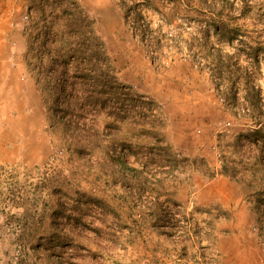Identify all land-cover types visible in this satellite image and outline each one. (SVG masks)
<instances>
[{
	"label": "rangeland",
	"instance_id": "1",
	"mask_svg": "<svg viewBox=\"0 0 264 264\" xmlns=\"http://www.w3.org/2000/svg\"><path fill=\"white\" fill-rule=\"evenodd\" d=\"M36 1L0 0V11L5 8L0 13L4 24L0 44L11 48L9 60L17 68L15 74L18 71L14 98L7 93L0 97V264H264L255 215L238 185L237 201L228 205L218 198L212 202L216 193L209 195L210 189L199 197L207 182L201 174L185 182L174 195L183 206L169 205L166 215L190 219L194 238L173 242L152 228L155 221L145 214L150 205L138 200L139 181L132 174L119 171L112 160L99 159L100 149L81 155L59 125H50L23 33L36 15ZM80 1L97 19L120 81L155 103L158 118L151 112L150 119L160 120V129L165 125L161 135L181 154L203 156L219 165L218 133L238 132L249 122L232 114L199 64L204 55L202 31L209 18L193 12L196 21L181 19L165 26L171 35L183 33V54L166 49L168 59L154 65L125 23L119 0ZM235 1L234 20L226 18L242 30L235 46H264V0ZM146 20L154 29L164 24L154 12H146ZM190 45L189 53L185 46ZM260 82L264 88V66ZM105 121L100 119L101 126ZM138 140L150 144L152 139ZM72 168L77 172L72 174ZM198 174L201 183H196ZM148 175L149 184L156 186L158 178ZM218 182L211 190L230 191L228 183ZM70 183L76 189L71 199ZM92 200L97 205L89 204ZM215 204L233 214L209 231L207 222L219 211L206 207Z\"/></svg>",
	"mask_w": 264,
	"mask_h": 264
},
{
	"label": "trees",
	"instance_id": "2",
	"mask_svg": "<svg viewBox=\"0 0 264 264\" xmlns=\"http://www.w3.org/2000/svg\"><path fill=\"white\" fill-rule=\"evenodd\" d=\"M118 3L125 11V23L154 65L168 59L166 49L183 54V33L171 35L164 30L165 26L172 27L181 19L190 23L195 20L193 12L209 18L204 28V55L199 64L210 74L216 92L232 114L249 123L238 132L218 133L219 165L203 156L181 154L161 135L165 125L160 129L162 122L154 119L158 118L155 103L120 81L107 43L98 33V21L83 3L37 0L36 15L23 33L27 40L26 57L32 54L34 58L33 77L43 96L50 125L53 128L59 125L81 155L100 149L99 159L112 160L119 171L132 174L139 181L138 200L150 205L146 209L148 214L162 212L156 219L157 226L182 228L180 243L191 240L192 222L187 218L173 221L166 211L169 205L183 206L174 200V195L196 173L207 181L222 176L238 185L255 215L256 228L264 243V88L260 82L264 46L261 43L235 46L242 30L226 20H234L235 0H119ZM146 12L158 14L164 24L152 28ZM185 47L189 53L193 51L192 45ZM228 47L235 48L234 53L227 51ZM102 117L106 120L103 126L99 123ZM142 137L153 141L141 143L138 139ZM70 171L77 172L73 168ZM148 173L158 178L156 186L149 184ZM72 185L68 187L70 199V193L76 192ZM93 201L89 204L97 205ZM206 209L219 211L212 222H207L212 230L215 222L232 218V210L220 204ZM181 222L186 224L180 225Z\"/></svg>",
	"mask_w": 264,
	"mask_h": 264
},
{
	"label": "crops",
	"instance_id": "3",
	"mask_svg": "<svg viewBox=\"0 0 264 264\" xmlns=\"http://www.w3.org/2000/svg\"><path fill=\"white\" fill-rule=\"evenodd\" d=\"M5 12V8L4 7H2L1 8V11H0V13L1 12ZM9 11V10H8ZM7 13V12H6ZM3 14H5V13H3ZM2 14V15H3ZM0 17H1V15H0ZM4 24H3V21L1 22L0 21V33H2L3 31H2V29H3V26ZM2 31V32H1ZM204 31L205 30H203L202 32L204 33ZM210 34H212V31H210ZM202 41H203V43H201V44H204L205 45V41H206V38L204 39H202ZM212 41V40H211ZM3 43V42H2ZM200 44V45H201ZM204 45H202V49H204ZM14 49V48H13ZM201 49V50H202ZM11 48L10 47H8V46H5L4 44H0V85L2 86V88H3V92L4 93H0V97H3V95H6V93H7V95H8V97H13L14 98V94H16V92H15V88H14V85H15V83L17 82L16 81V77H15V75L17 76L18 75V71H17V73L15 74V72H16V66H15V64H13L12 62H10V60H9V58L11 57ZM227 51H229V52H232V53H234V51H235V48H227ZM243 63H245V60H243ZM264 66V65H263ZM19 97H18V95H17V97H16V99H18ZM193 177H196V174H194V176ZM198 179H196V183L197 182H199V183H201L200 182V180H199V178L201 179V176H199V174H198ZM220 182V181H222V183L223 184H226L227 185V183L231 186V189H230V191H225L224 189L223 190H219V192H214L215 190H211V187H212V184L213 183H217V182ZM204 182H206V181H204ZM218 182V183H219ZM206 185L203 187V189H199V191H198V195H199V197H200V193L201 192H203V191H208L209 189V195H210V193H216V198H215V196H214V199H213V201L212 200H209L208 201V203H210L211 201L212 202H214V201H216L215 199H219V201H221L222 203H226V204H228V205H231L235 200L237 201V197H236V194H235V189H236V183H234V182H232L231 180H228V178H225V177H217V178H214V179H212V180H208L206 183H205ZM207 184H210V186H208ZM206 186H208V187H206ZM208 195V196H209ZM213 198V197H212ZM211 204V203H210ZM162 212L161 211H159L157 214H153V215H150V214H148V210H146V212H145V214L146 215H148V216H150V217H152L153 219H154V224L152 225V228L153 229H156L157 231H158V233L159 234H161V235H164V236H166L167 238H169V239H172V241L173 242H176V241H174V240H177L178 242H179V235H180V232H175V228H170V227H159V226H157V222H156V219H157V217H159L160 216V214H161ZM173 221H175L174 220V218H173ZM216 225H217V223H216ZM215 228H216V226H215ZM215 228H214V231H215ZM209 231H211L212 229L210 228V226H209ZM211 229V230H210ZM171 230V231H170ZM166 232H172L173 234H175V235H172V236H170L169 235V233H166ZM143 233V232H142ZM194 238V236H192V239ZM174 239V240H173ZM219 239V238H218ZM188 243V242H187ZM179 260H181V257H180V259Z\"/></svg>",
	"mask_w": 264,
	"mask_h": 264
}]
</instances>
